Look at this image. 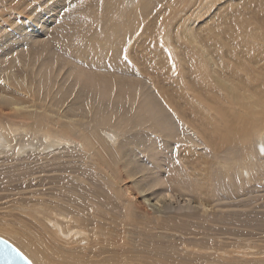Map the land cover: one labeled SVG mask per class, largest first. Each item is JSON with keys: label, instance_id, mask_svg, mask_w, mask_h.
Instances as JSON below:
<instances>
[{"label": "bare ground", "instance_id": "bare-ground-1", "mask_svg": "<svg viewBox=\"0 0 264 264\" xmlns=\"http://www.w3.org/2000/svg\"><path fill=\"white\" fill-rule=\"evenodd\" d=\"M261 171L264 0H0V237L33 264H264Z\"/></svg>", "mask_w": 264, "mask_h": 264}, {"label": "rangeland", "instance_id": "rangeland-1", "mask_svg": "<svg viewBox=\"0 0 264 264\" xmlns=\"http://www.w3.org/2000/svg\"><path fill=\"white\" fill-rule=\"evenodd\" d=\"M230 2H232V1H226V2H224V4L223 3H220L219 5H218V8L217 9H213L212 11H210L209 12V14L207 15V16H205L204 18H210V17H214V15H215V13H213V12H217V10H219L220 8H222L223 6H227V4L228 3H230ZM224 8V7H223ZM199 24H200V22H199ZM263 171H261V173H262ZM262 175H264V172L262 173ZM247 177V176H246ZM264 177V176H263ZM247 179H248V177H247ZM162 191H165V189L164 188H162ZM167 192H170V191H167ZM261 192H263V189H261V191L259 190V188L257 189V195L259 196V198L260 199H262L261 198ZM165 192H163V194H164ZM260 195H259V194ZM170 194V193H169ZM257 195H255V196H257ZM263 195V194H262ZM169 196V195H168ZM177 196V197H176ZM172 197V199H174V197H175V199L174 200H172L173 202H171L170 200H168L167 201V198H165V200H166V204H167V209L168 210H171V211H175V209L178 211V213H183L184 211H186L187 212V208H188V211L190 212V210L193 208V207H199L200 208V205L199 206H197L196 205V203L193 201V198L192 197H190V196H188V195H186V196H179L178 194H175V195H171L170 194V196H169V199ZM263 197H264V195H263ZM192 199V200H191ZM193 201V202H192ZM0 202H3V201H0ZM169 202V203H168ZM171 202V203H170ZM175 203V204H174ZM195 204V205H194ZM174 206V207H173ZM173 207V208H172ZM186 207V208H185ZM171 208V209H170ZM184 208V209H183ZM1 213H2V210H0V215H1ZM1 238H2V236H1ZM3 239H5V238H3ZM7 240V239H6ZM7 241H9V240H7ZM10 242V241H9ZM11 244H12V242H10ZM14 245V244H13ZM16 247V246H15ZM25 255V254H24ZM27 257V256H26ZM30 260V259H29ZM31 261V260H30ZM32 262V261H31Z\"/></svg>", "mask_w": 264, "mask_h": 264}, {"label": "water", "instance_id": "water-1", "mask_svg": "<svg viewBox=\"0 0 264 264\" xmlns=\"http://www.w3.org/2000/svg\"><path fill=\"white\" fill-rule=\"evenodd\" d=\"M0 264H33L17 247L0 237Z\"/></svg>", "mask_w": 264, "mask_h": 264}]
</instances>
